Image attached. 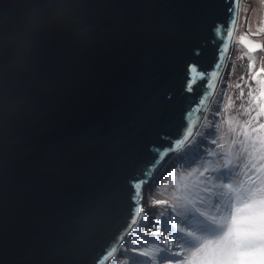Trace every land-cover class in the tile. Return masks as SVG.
I'll use <instances>...</instances> for the list:
<instances>
[{"label":"water","instance_id":"1","mask_svg":"<svg viewBox=\"0 0 264 264\" xmlns=\"http://www.w3.org/2000/svg\"><path fill=\"white\" fill-rule=\"evenodd\" d=\"M240 5L0 0V264L107 263L203 122Z\"/></svg>","mask_w":264,"mask_h":264},{"label":"snow or ice","instance_id":"2","mask_svg":"<svg viewBox=\"0 0 264 264\" xmlns=\"http://www.w3.org/2000/svg\"><path fill=\"white\" fill-rule=\"evenodd\" d=\"M235 23L233 20L232 24ZM216 31L218 35L221 34L219 28ZM258 32H264V28L258 29ZM223 35L231 39L233 31L225 29ZM239 43L249 53L264 50V45L254 42L249 35L241 36ZM218 51L227 53V45ZM225 59V55L218 56L221 63L210 75L192 67L190 80L185 84L186 91H192V86L198 80H205L206 88L214 89ZM254 66L255 60H252L250 72ZM260 72L264 73V67ZM252 78L260 86L259 96L264 98V78H260V73L252 74ZM235 87L240 88L241 85ZM223 96L222 92V99ZM253 96L250 88L249 97ZM243 97L241 88L240 98L243 100ZM204 100L207 101L208 96ZM198 103L200 107L196 109L197 112L207 107L203 102ZM243 114L248 115V110H244ZM261 114H264V105H260L257 116ZM251 122L249 119L242 126L246 129ZM184 127L187 128V125ZM260 128L264 129V124ZM192 135L191 128H188L187 136ZM212 136L213 143H216V133H212ZM259 143V149L241 144L239 151L224 152L220 156L213 150L205 159H202L204 154L200 153L184 166L192 170L183 178L180 194L172 197L171 207L175 216L164 220L165 230L171 232L178 245L177 254L184 258L183 264H264V136L259 137ZM189 152H193L192 147L183 155L187 156ZM193 165L198 166L193 168ZM166 243L171 244L172 241ZM140 255L147 256L148 253L142 252Z\"/></svg>","mask_w":264,"mask_h":264},{"label":"rangeland","instance_id":"3","mask_svg":"<svg viewBox=\"0 0 264 264\" xmlns=\"http://www.w3.org/2000/svg\"><path fill=\"white\" fill-rule=\"evenodd\" d=\"M260 28H264V0H241L239 21L228 60L230 67L227 73L225 71L199 130L189 142L168 156L163 165V174L151 182L143 196L140 219L133 226L130 235L124 236L116 255L108 264H183L184 258L177 254L178 245L171 232L165 230L164 220L175 216L171 207L172 197L180 194L183 178L192 170L184 166L200 153L204 154L202 159H205L213 150L217 156L224 152L235 153L240 150L241 144L260 148L259 137L264 136V129L260 125L264 124V114H257L260 112V105H264V98L259 96L260 86L252 78V74L260 73V78H264V73L260 72L264 67V50L249 53L239 43L241 36L249 35L251 40L264 45V32H258ZM252 60H255V66L250 72ZM237 84L241 87H235ZM241 88L244 92L243 100L240 98ZM250 88L254 93L252 98L249 97ZM246 109L248 115L243 114ZM249 119L252 122L245 129L242 124ZM212 133H216V143H213ZM202 140L206 142L201 143ZM221 145L224 146L223 149ZM189 147H192L193 152L184 156ZM197 166L193 165V168ZM156 201L165 202L155 203ZM168 240L172 243H166ZM142 252L148 255H140Z\"/></svg>","mask_w":264,"mask_h":264},{"label":"clouds","instance_id":"4","mask_svg":"<svg viewBox=\"0 0 264 264\" xmlns=\"http://www.w3.org/2000/svg\"><path fill=\"white\" fill-rule=\"evenodd\" d=\"M222 78H223V77H222ZM221 80H222V79H221ZM220 83H221V82H220ZM220 83H219V85H220ZM219 85H218V87H219ZM217 89H218V88H217ZM199 128H200V127H199ZM185 144H186V143H185ZM170 155H171V154H170ZM170 155H169V156H170ZM166 162H167V161H166ZM166 162H165V163H166ZM165 163H164V164H165ZM130 231H131V230H130ZM129 233H130V232L127 233V236H129ZM120 243H121V242H120ZM119 245H120V244H119ZM119 245H118L117 249H119ZM117 249H116V250H117ZM115 252H116V251H115ZM115 255H116V253H114V255L110 258L111 261H112V259H113V257H114ZM110 259L107 261L106 264H108V263L110 262Z\"/></svg>","mask_w":264,"mask_h":264},{"label":"trees","instance_id":"5","mask_svg":"<svg viewBox=\"0 0 264 264\" xmlns=\"http://www.w3.org/2000/svg\"><path fill=\"white\" fill-rule=\"evenodd\" d=\"M230 67V65L228 64V66H227V70H226V73L228 72V68ZM225 76V75H224ZM204 135H202V137H203ZM180 190H181V188H180Z\"/></svg>","mask_w":264,"mask_h":264}]
</instances>
